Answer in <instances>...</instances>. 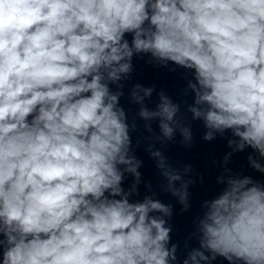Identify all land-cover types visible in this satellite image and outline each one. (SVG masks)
Instances as JSON below:
<instances>
[{
  "label": "clouds",
  "instance_id": "9594fccd",
  "mask_svg": "<svg viewBox=\"0 0 264 264\" xmlns=\"http://www.w3.org/2000/svg\"><path fill=\"white\" fill-rule=\"evenodd\" d=\"M134 56L191 72L187 112L203 121V139L230 131L228 146L251 149L264 174V0H0V264H264V182L225 168L183 259L172 206L130 201L142 161L119 102ZM153 91L134 86L138 116L159 121L160 143L179 130L192 147L180 103L161 90L156 110L143 105ZM150 154L188 211L194 181L174 188L179 172Z\"/></svg>",
  "mask_w": 264,
  "mask_h": 264
}]
</instances>
